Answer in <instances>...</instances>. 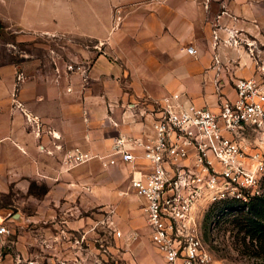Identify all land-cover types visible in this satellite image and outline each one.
<instances>
[{
	"label": "crops",
	"instance_id": "obj_1",
	"mask_svg": "<svg viewBox=\"0 0 264 264\" xmlns=\"http://www.w3.org/2000/svg\"><path fill=\"white\" fill-rule=\"evenodd\" d=\"M72 3L73 22L61 15ZM34 28L72 47L52 64L26 50L45 39ZM242 79L264 80L260 0H0V192L23 195L31 208L15 215L32 222L82 190L109 194L114 168L129 180L131 165L101 157L118 136L151 131L147 103L216 110ZM78 153L90 159L69 165Z\"/></svg>",
	"mask_w": 264,
	"mask_h": 264
},
{
	"label": "built area",
	"instance_id": "obj_2",
	"mask_svg": "<svg viewBox=\"0 0 264 264\" xmlns=\"http://www.w3.org/2000/svg\"><path fill=\"white\" fill-rule=\"evenodd\" d=\"M186 52L196 54L191 47ZM234 92L232 100H219L216 110L184 107L171 99L149 102L151 131L118 136L111 152L101 157L110 166L131 165L130 188L140 201L151 246L165 264H211L196 231L200 210L261 196L264 153L248 140L264 139V80H238ZM89 159L78 153L67 163L77 166ZM21 220L0 214V250Z\"/></svg>",
	"mask_w": 264,
	"mask_h": 264
},
{
	"label": "rangeland",
	"instance_id": "obj_3",
	"mask_svg": "<svg viewBox=\"0 0 264 264\" xmlns=\"http://www.w3.org/2000/svg\"><path fill=\"white\" fill-rule=\"evenodd\" d=\"M72 5L61 15L73 22ZM44 20L51 23L50 18ZM34 30L29 34L45 39L39 40L42 44L34 45L35 49L26 50L39 53L44 49L52 64L72 47L63 34ZM80 45L88 47L90 42L82 38ZM64 63L68 66L67 60ZM248 141L255 142L264 153L261 136H251ZM112 185L109 194L99 187L88 196L82 190L79 202L64 200L53 208L55 215L50 219H25L14 224V234L0 250V264H165L151 246L140 201L118 168L112 173ZM41 192V188L36 189L37 194ZM258 198L246 204L216 203L200 210L196 231L211 264H264V176ZM23 199L21 194L0 192L3 215L18 213L13 207L30 209V205L22 204ZM116 232L121 233L120 238H116Z\"/></svg>",
	"mask_w": 264,
	"mask_h": 264
},
{
	"label": "trees",
	"instance_id": "obj_4",
	"mask_svg": "<svg viewBox=\"0 0 264 264\" xmlns=\"http://www.w3.org/2000/svg\"><path fill=\"white\" fill-rule=\"evenodd\" d=\"M260 197V196H259ZM257 199H259L258 197H256V198H254V199H252V200H250V202L249 203H251L252 201H256Z\"/></svg>",
	"mask_w": 264,
	"mask_h": 264
},
{
	"label": "water",
	"instance_id": "obj_5",
	"mask_svg": "<svg viewBox=\"0 0 264 264\" xmlns=\"http://www.w3.org/2000/svg\"><path fill=\"white\" fill-rule=\"evenodd\" d=\"M17 217H18V215H17Z\"/></svg>",
	"mask_w": 264,
	"mask_h": 264
}]
</instances>
